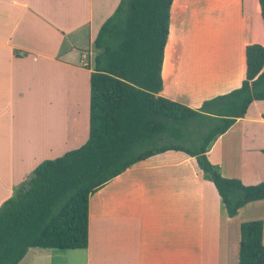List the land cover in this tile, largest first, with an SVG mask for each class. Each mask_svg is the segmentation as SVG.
Masks as SVG:
<instances>
[{
  "label": "crops",
  "instance_id": "obj_1",
  "mask_svg": "<svg viewBox=\"0 0 264 264\" xmlns=\"http://www.w3.org/2000/svg\"><path fill=\"white\" fill-rule=\"evenodd\" d=\"M118 2L0 0V206L53 152L86 141L92 41ZM249 44L264 48L257 0H172L158 96L198 109L239 88ZM206 158L223 178L264 181V101ZM253 220L264 243V200L227 217L195 159L168 150L88 197L85 249L29 248L18 264H236L239 225Z\"/></svg>",
  "mask_w": 264,
  "mask_h": 264
},
{
  "label": "trees",
  "instance_id": "obj_2",
  "mask_svg": "<svg viewBox=\"0 0 264 264\" xmlns=\"http://www.w3.org/2000/svg\"><path fill=\"white\" fill-rule=\"evenodd\" d=\"M172 0H119L93 41L88 76L87 139L60 157L43 160L0 206V264H18L29 248L77 250L87 246L88 197L131 165L179 151L195 159L227 217L264 200V181L242 185L223 178L206 152L214 140L264 101V48L244 47L239 88L198 109L158 96ZM264 31V0H257ZM262 222L238 228L236 264H264Z\"/></svg>",
  "mask_w": 264,
  "mask_h": 264
},
{
  "label": "rangeland",
  "instance_id": "obj_3",
  "mask_svg": "<svg viewBox=\"0 0 264 264\" xmlns=\"http://www.w3.org/2000/svg\"><path fill=\"white\" fill-rule=\"evenodd\" d=\"M85 83V82H84ZM67 151H70V150H66V151H60V152H53L52 153V156H50V159H52V158H55V157H60L61 155H63L65 152H67ZM263 242H264V235H263ZM213 244H214V246L212 247V250H213V253L214 252H216V250H217V247H216V243H214L213 242ZM264 244V243H263ZM222 246V245H221ZM227 246H231V241H229V240H226L225 242H224V245L222 246L225 250H226V248H227ZM235 261H236V257H235ZM223 264H226V262H225V260H224V262H223Z\"/></svg>",
  "mask_w": 264,
  "mask_h": 264
}]
</instances>
